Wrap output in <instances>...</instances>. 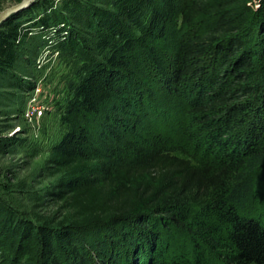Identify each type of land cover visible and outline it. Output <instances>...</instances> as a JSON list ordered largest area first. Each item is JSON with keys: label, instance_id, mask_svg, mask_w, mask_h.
Listing matches in <instances>:
<instances>
[{"label": "trees", "instance_id": "16d2710c", "mask_svg": "<svg viewBox=\"0 0 264 264\" xmlns=\"http://www.w3.org/2000/svg\"><path fill=\"white\" fill-rule=\"evenodd\" d=\"M42 37L78 67L39 212L0 202L12 252L264 264V0H37L0 25L1 86L31 89Z\"/></svg>", "mask_w": 264, "mask_h": 264}, {"label": "rangeland", "instance_id": "374dc122", "mask_svg": "<svg viewBox=\"0 0 264 264\" xmlns=\"http://www.w3.org/2000/svg\"><path fill=\"white\" fill-rule=\"evenodd\" d=\"M19 1L0 0V11ZM46 41L34 40L26 63H20L19 72L31 82V89L0 85V202L16 214L39 212L35 194L52 187L58 178L45 168L63 129L60 111L78 67L71 53L50 48ZM37 88L41 89L39 108L27 117ZM0 264L35 263L13 253L10 244L0 239Z\"/></svg>", "mask_w": 264, "mask_h": 264}, {"label": "water", "instance_id": "95a60500", "mask_svg": "<svg viewBox=\"0 0 264 264\" xmlns=\"http://www.w3.org/2000/svg\"><path fill=\"white\" fill-rule=\"evenodd\" d=\"M37 0H21L15 4H13V6L8 7L4 10L0 11V25L6 21L7 19H9L10 17H12L14 14L19 13L23 10H25L26 8H28L29 6L32 5V3H34Z\"/></svg>", "mask_w": 264, "mask_h": 264}, {"label": "built area", "instance_id": "2783aa9c", "mask_svg": "<svg viewBox=\"0 0 264 264\" xmlns=\"http://www.w3.org/2000/svg\"><path fill=\"white\" fill-rule=\"evenodd\" d=\"M36 93L34 94L33 96V100L31 101V107L29 108L26 116L28 117L31 113L35 112V110H37L39 108V100L37 99L38 98V95H39V92L41 91L40 88H37L36 89Z\"/></svg>", "mask_w": 264, "mask_h": 264}]
</instances>
